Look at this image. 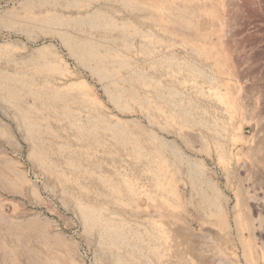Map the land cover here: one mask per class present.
<instances>
[{
	"label": "rangeland",
	"instance_id": "obj_1",
	"mask_svg": "<svg viewBox=\"0 0 264 264\" xmlns=\"http://www.w3.org/2000/svg\"><path fill=\"white\" fill-rule=\"evenodd\" d=\"M58 2H56V4L53 1H50L49 3V0H0V16H7V14L9 15V13L12 12L17 15L15 17L17 22H23L25 20L23 18H25L27 12V16H41V14L44 16L46 14H51L52 12V14H58L59 16L68 19L81 17L88 18L95 15L97 16L99 13L100 15L102 14L103 16L108 17L109 20L115 24V29L112 28L110 30H103L101 28H91L85 25L77 29H71L70 33L78 36H86L90 39H95V41L100 40L103 44H105V46L109 47L110 50L122 52V55L125 54L124 56L129 62V67L122 70L125 73L122 71L119 72V75L117 74L116 77L114 76V79L127 77L129 71L133 68H142V70L149 73L150 76L155 77L154 79L160 82L161 86L166 88L169 86L174 87L176 89V95H178L173 97L176 104L177 102L181 103L183 106H188L187 104H190L191 108H197L195 110H198L197 112H199V115L195 117L197 120H199L202 116L201 118L204 119L205 117V120L208 119L207 122L210 123L209 112H216L219 117V114H221L218 112L220 106L217 104L214 105L215 103L210 101V93L208 94V92L213 91L215 88V90H218L219 88L218 91H225L226 88H229L232 94L237 95L239 105L241 109H244L232 122L234 130L237 128V131H235L238 132L237 134L241 141L238 140L230 155L228 154L230 158H228L226 162H222L217 159L214 149L209 147L210 136L207 138V142L205 140H203V143L200 141L202 139H199V136H205L207 134V132L205 133L204 131L205 127L202 125L199 127L196 126L192 130L186 128V131L184 130L185 128H183L181 131L180 129L182 127L180 126V129L177 127L179 124L176 120L166 119L168 124H165V118L161 117L164 114L158 117L155 120V123L150 124L148 116L146 115L147 113H143V111L135 106H130V111L128 110L127 112L118 110L108 100V97L103 90L104 83L96 82L98 80L94 79L85 67L83 68V66L79 65L77 61L69 55L67 50L60 45L58 40L45 35V31L38 28H31L32 26H30L28 27V33H26L23 31V28L21 31V27L19 26L18 29L17 27L14 29V26L10 27L0 23V73H2L0 75V80L5 77H14V74L17 73L16 75L22 78L21 80L29 82L34 85V87L58 86L59 89H63L72 86L70 94L76 98L83 97L80 98V102L73 101L69 103V108L73 113L72 115L76 117L75 119L77 121L85 123L87 121L86 119L90 116L103 114L105 116V121L108 123L110 122V124L122 123L123 121H126L125 123H122L126 128H129L130 126V128L135 129L134 125L135 123H138V125L146 129L155 130L160 137L165 138L167 141L169 140L168 142L172 141V143L177 146L176 149L177 151L179 150V154L180 156H183V158L180 163L178 162L174 165L169 163L173 165V167L170 166L172 169L177 167L180 172L178 171V175L172 174L173 170L168 169L169 172H172L170 174L173 176H167L168 180L172 181L170 185H168V188H173L174 190L176 189L175 192L177 191L176 193H178V201H176V199L172 202V204L175 205V201L178 202L176 203V206L179 205V209L176 207L177 209H175V214L177 215L178 213L177 216L180 218L179 222L183 224L184 227L188 226L192 229V233H189L192 234L190 237L192 239L190 240H193V250L191 251V254L189 252L186 253V258L196 262V264H216L217 257L215 251L213 250H215L217 245H222L219 242V238L226 236L225 234L228 232L226 230L221 233L222 230L217 227L219 226L217 225L219 219L216 214L221 213V209L225 214L224 219L220 220L221 223H224V220L229 219L228 222H230L231 225L229 231V234L231 233V235H229V239L235 240L236 238V231L234 230V217L240 215L238 217L241 218L242 215V218H244L245 221H250V219L254 220L255 227H257V229L253 232L254 242L257 244L260 243L258 245L263 244L264 246V165L260 167V158L253 159V153L252 151L250 152L251 147L256 145H262L264 150V0H205V6H192L190 9L185 11L186 13L182 14L186 17L185 21L190 20L192 22L191 24L194 25H191L189 30L183 28V30L178 29L176 28V25L171 23L173 20L178 19L177 15H180V11L183 12V10L180 9L182 8L181 0H61ZM172 7L173 9H169ZM24 10L27 11L25 12ZM159 16L163 17V21H161V18L159 19ZM171 17H173L172 21L169 19ZM31 29L33 31H31ZM123 29H126L125 38L127 37L126 41L129 48L123 47L120 41V38L124 34H122ZM136 32L138 34H136ZM127 33H129L130 37ZM48 44H52L54 48L50 46L51 48H47L49 49L47 51L49 52L52 50L55 55V59H51L48 55L49 59L53 60L55 64L60 63V67L63 68L60 70V73L55 71V74H53L54 70L47 71V69L43 67L39 69L40 63L44 58H46V56H44L46 53L42 52V50L48 47ZM143 45H149L148 47H151L150 49L153 50V54L155 53L154 56H151L153 58H157L158 60L159 57L172 56L176 59L175 63L183 65L187 62V64L191 63L192 66L194 65V67L200 70L202 68L201 71L204 75H206L205 77H207V79H204L203 81L200 77H196L194 81V77L193 79L191 77L194 81L192 82L188 73H185L186 71H178L179 73H175V76L177 75L176 77L180 81H177L179 83L178 84L174 79H172V76H174L173 73L176 72V70L165 68L164 66L162 67V65L153 69L151 68L152 66L147 60H153V58L150 56L151 58L145 57V59L144 56L138 52L139 48ZM38 48L42 49L40 50L41 52ZM193 49L204 50L206 55L201 56V54L198 53L196 55V52ZM126 50L127 53L125 52ZM44 51L47 52L46 50ZM193 51L195 54L192 53ZM40 53L44 54L42 55ZM36 61L40 63H37ZM34 66L38 72H36L35 69L33 70ZM215 66H217V68ZM30 70H32V72H30ZM125 70H128L127 74ZM33 71L36 73H33ZM215 72L218 75H216ZM23 74H25L24 77ZM26 74L30 76V80L26 79V77L28 78ZM120 75L123 76L120 77ZM182 79L185 81L182 82ZM214 81H217L218 83ZM219 81H222V84H219ZM79 83H86L85 87L81 89L77 88L80 87ZM223 83L227 87L223 85ZM84 90L86 93L83 92ZM88 91H90V93ZM87 93L92 95L93 98H96V101H98L96 106L95 103L90 100L92 97L90 98L88 96L85 98L88 95ZM207 94L209 95V99H207ZM81 99H87L88 103L86 104L88 105L85 106V102L87 101L85 100L83 102ZM152 101L155 100L153 99ZM169 101L171 100L166 101L167 103L162 102L159 106H161V108L165 111L173 108V106L168 105ZM174 101H172V104ZM155 102L158 103L157 100ZM89 104L94 106L95 111H98L95 113L93 107ZM6 105V103L0 100V180H4V182H0V217L2 218H0V264H35L37 262L42 264V260L46 263L49 256L56 252H65L66 250L71 252L77 259H82L85 264H95V260L97 258L96 247L94 246L95 242L90 240V238L88 239V237L84 235L83 227L78 214L74 209V205H72L73 202L71 198L62 193L60 185L57 184L53 178L45 176L42 170L37 168V166L29 160V144L25 140L24 134L17 127L12 110L9 109L8 105ZM74 110H76L75 112L77 113L73 112ZM92 110L94 113H90ZM203 111H205V113ZM50 120L49 121L51 122L53 128L58 129L63 137H70L69 141L71 140L70 143L72 149L74 148L77 154H79L81 149L79 147L81 143H75L76 140L72 137L73 131L67 127V123L63 121L64 123L61 122L62 124H60L55 121L53 122L52 119ZM170 122H172L171 124L175 123V125H177H169ZM59 124L61 126H59ZM164 125L168 127L166 128ZM60 127L64 128L66 131H61ZM130 128L128 130H132ZM132 131L134 133V130ZM198 131L200 134L199 136L197 134ZM184 136L186 137L184 138ZM57 140L63 141L61 139ZM108 145H105L104 148L107 149ZM235 153L238 154L235 155ZM97 155L102 159L103 172H111L112 166L113 168L116 167L115 169L121 168L120 170L125 169L129 172H131L130 170L134 173L140 172V163H135V159L129 160L125 157L122 151H118L117 155L112 154L110 156H105L99 153H97ZM262 156L264 157V152L260 155V157ZM167 157L168 160L172 161L169 156ZM183 159L186 161L189 160V163L195 162L199 166L190 172L187 166L188 163ZM6 161L7 164L9 163L8 165L4 163ZM58 165L60 166V170L64 172L65 175L69 176L70 172L65 168V166L61 162H59ZM128 165L129 168H127ZM4 171L6 173H4ZM11 171L12 173H9ZM202 173L204 174L201 175ZM92 178L96 179L95 176ZM92 178H89L88 180L84 178L85 180L81 179V181L83 184L89 185L92 189L90 190L91 193L93 192L91 196H94L96 190L94 185H92L95 184L93 183L94 180ZM205 180L208 185L205 183ZM210 182L212 184H210ZM214 186L216 187L215 189L213 188ZM31 190L33 192H31ZM201 192L206 193L208 198L212 201L211 203L215 204L217 207H211V204L208 203L205 204L201 195L199 197V194H202ZM73 193L77 196V194H75L76 192ZM216 195L217 197H215ZM236 195L239 196L235 198ZM213 197L216 200H213ZM236 201L241 203L238 204L240 211L237 209L238 206ZM147 203L149 206L152 205L150 200L147 201ZM203 207L205 209H203ZM237 211L239 212L237 213ZM147 212L150 213V210L147 209L146 212L144 211L143 213L148 214ZM210 212H212V215H210ZM240 212L241 214H239ZM242 218L241 220H243ZM3 219H8L7 222L10 220L12 221L7 224V222H5V220L3 221ZM34 219H36L37 222ZM15 222L20 223L18 224ZM46 232L49 237L47 234L45 235ZM51 234H58L61 237L63 236L65 239L63 237L62 238L67 245V249L65 250L61 247L55 246L56 244L54 243L52 239L53 235ZM14 235L20 236L19 238H16L19 241L15 239L16 236ZM44 236L49 240L45 239ZM23 239L24 241H22ZM25 247H27V249ZM51 248H53L54 251ZM195 249L197 251H195ZM28 252L33 256L28 254ZM30 255L32 258H37V262L36 259H32ZM226 256L229 260H231V262H233V264H246L239 248L230 250ZM196 260L199 261L197 262ZM258 264H264V262L259 260Z\"/></svg>",
	"mask_w": 264,
	"mask_h": 264
},
{
	"label": "bare ground",
	"instance_id": "obj_2",
	"mask_svg": "<svg viewBox=\"0 0 264 264\" xmlns=\"http://www.w3.org/2000/svg\"><path fill=\"white\" fill-rule=\"evenodd\" d=\"M50 1H53L56 3V2L61 1V0H49V3H50ZM39 2H41V1H39ZM42 2H44V1H42ZM181 2H182L181 3L182 8H180V9L183 10V12L180 11V15L178 14L180 17L177 15V17H178V19L176 17L177 20H173L172 19L173 17H171L169 19H171V21L173 20L172 22L171 21L170 22L172 24L176 25V28H178V29L183 28V29L189 30V28H191L190 26L191 25L194 26V25L191 24L192 22L190 20L185 21L186 17H184L182 14L186 13L185 11L190 9V7H192V6L193 7L194 6L201 7V6H205L206 3H205V0H181ZM169 9H173V7L169 8ZM31 13H32V11H31ZM27 15H28V12H27L25 18H23V19H25L23 22L22 21L17 22V19L15 18L17 15L10 12L9 15L8 14H7V16L4 15L5 17L0 16V23L3 25H6V26L8 25L10 27L14 26V29H15V27H17V29H18V26H19V27H21L20 30L23 28L24 29L23 31H25L26 33H28V27L32 26L31 28H38L40 30H43V31H45L44 32L45 35H47L53 39L58 40L60 45L67 50L69 55L72 58H74L79 65L83 66V68L85 67L94 79L98 80L96 82H103L104 83V86H103L104 89L103 90H104L105 94L107 95L108 100L118 110L127 112L128 110L130 111V109H129L130 106H135V107L139 108L141 111H143V113H147L146 115L148 116L150 124L155 123V120L158 117H160L162 114H164L161 117L165 118V121H166V119L176 120L179 124V126H177V127L178 128L180 126L182 127V128L180 127L181 129L179 128L181 131L183 130V128H185L184 130L186 131V128L192 130L194 127H196V126L199 127L200 125H202L205 127L204 131H205V133L207 132V134L205 136L204 135L201 136L199 134V131H200L199 130L197 134H198V136L200 135L199 139H202L200 141L203 143V140L206 141L207 138H209V136H210V138H209L210 139V146L209 147H212L214 149V151L217 155V159L219 161H222V162L223 161L226 162V160L228 158H230L228 156V154L230 155V153L234 149V145L237 143V141L238 140L241 141L240 138L238 137V134H237L238 132H236L237 128L235 127L236 128L235 129L236 131H235L233 128L234 125H232L233 124L232 122L235 120V118L239 114H241L242 110H244V109H241L237 95L232 94L231 91L229 90V88H226L225 91H218L219 88H218V90H215L216 88L214 86L216 84L214 82H217V81H214L213 83L215 85L213 84L214 85L213 87L215 89H213V91H211V92H208V94L210 93L209 94L210 95V101H212V103L214 102L215 103L214 105L217 104L220 106L218 112H220L221 114H219L220 116L218 117L216 112H214V113L212 112L213 114L209 112L210 123L207 122L208 119L205 120V117H204V119L201 118L202 116L200 117L199 120H197L195 118L197 115H199V112H197L198 110L195 111L197 108L196 109L195 108L193 109V107L191 108L190 104H187L188 106H186V105L183 106V105H181V103H178V102L176 104V101H174V98H173L177 94L176 89L174 87L169 86V85H168L169 87H167V88L161 86L160 82H158L154 79L155 77L150 76L149 73H146L145 71H143L142 68L140 69V68L131 67L133 69H131L129 71L127 77L114 79V76L116 77L119 72H121L123 69H126L129 67V62H128V60L125 59V56H124L125 54L122 55L121 54L122 52L110 50V48L105 46V44H103L100 40L95 41V39L93 40V39H90L86 36H78V35H74V34L70 33L71 29H77V28H80V27L85 26V25L88 27H91V28H101L103 30H110L112 28L115 29L114 28L115 24H113L109 20L108 17L103 16L102 14L100 15V13L97 16L95 15L93 17L92 16L88 17V18L81 17V18H76V19H70V18L68 19V18L59 16L58 14L57 15L54 13L52 14V12H51V14H46L44 16L42 14H41V16H30V15L27 16ZM165 16H166V14H165ZM186 16H188V15H186ZM160 18L162 19L163 17L159 16V19ZM169 19H168V22H169ZM161 21H163V19ZM159 25H160V23H159ZM123 30H122V34L123 33L124 34L120 38V41H121V44L123 45V47L129 48V45L127 44V41H126L127 37L125 38V36H126L125 30L126 29L124 31ZM31 31H33V30L31 29ZM127 34L129 36V33H127ZM133 34H135V33H133ZM136 34H138V33L136 32ZM158 41L160 42L159 39H158ZM106 42H104V43H106ZM110 44H112V43H110ZM50 46L53 47L52 44H48V47H46L44 50H46V51L49 50L47 48H49ZM148 46L143 45L138 50V52L141 55H143L144 58L145 57L151 58L155 54V53L153 54V52H152L153 50L150 49L151 47L149 48ZM2 48H3V46H2ZM153 49H154V47H153ZM40 50H42V49H39V51ZM44 50H42V52L46 53V55H44V56H46V58H44L41 63L36 61L37 63H40L39 69L41 67H43V68L47 69V71H53L54 70L53 74H55V71L60 73L61 72L60 70H62L63 68L60 67L61 66V65H59L60 63L55 64L54 61L51 60V59H55V57H54L55 55L53 54L52 50L49 52L47 51L48 53L45 52ZM193 50L196 52V55H197V53L201 54V56L206 55L204 50H200V49L199 50L193 49ZM194 51L192 52L193 54H195ZM125 52L127 53V50ZM40 54H42V53H40ZM48 55L50 56L51 59H49ZM198 56H200V55H198ZM41 58H39V59H41ZM175 60L176 59L173 58L172 56H167V57H161V58L159 57V60L154 57L153 60L148 59L147 61H149V64L152 66V67L151 66L150 67L152 69L155 67H160L162 65V67L164 66L165 68L176 70V72L173 73L174 76H172L173 77L172 79H174L175 82H177V81L180 82L176 77L177 75L175 76V73H179L182 71H186L185 73H188V75L190 76V79H191V77H192V79L194 77V81H195L196 77H200L201 79H203V81H204V79H207V77H205L206 75H204V73L201 71L202 70L201 67H200L201 68V70H200V69L194 67V65L192 66L191 63L187 64V62H186V64L180 65L178 63H175L176 62ZM28 61H29V59H28ZM30 62H31V59H30ZM34 64H35V62H34ZM36 67H38V66H36ZM215 67L217 68V66H215ZM31 68H32V66H31ZM34 69L36 70V72H38V70L35 68V66L33 67V70ZM127 71H126V74H127ZM30 72H32V70H30ZM36 72L33 71V73H36ZM167 72H168V69H167ZM39 73H40V70H39ZM49 73H51V72H49ZM49 73H47V74H49ZM123 73H125V72H123ZM1 74L2 73H0V75ZM16 74L17 73L14 74V77L11 76L10 78L9 77L1 78V80H0V100H2L4 103H6L9 107V109L12 110L14 117H15V120H16V123H17V127L24 134V138L29 144V151H28L29 160H31L37 166V168L42 170V172L45 176H47L48 178H53L57 182V184L60 185L62 193L64 195L65 194L68 195L71 198V200L73 202L72 205H74V209L77 212L79 220H80L81 225L83 227L84 235L86 237H88V239L90 238V240H93L95 242L94 246L96 247V252H97V258L95 260V264H196V262L186 258V256H185L187 252H189L191 254V251L193 250V244H192L193 240L192 241L190 240V239H192V238H190L192 235V234H190V233H192L191 232L192 229H190L188 226L184 227L183 224H181L179 222L180 218L177 216L178 213H177V215L175 214V212H176L175 209H177L179 207V205L176 206L177 205L176 203H178V202H176V201H178V199H177L178 193H176L177 191L175 192L176 189L174 190L173 188H168V185H170V183L172 181L168 180L167 176L171 175V177H173L172 174H177L179 171V169L177 167L172 169L170 166L173 167V165L175 163L182 162V158H183V156H180L179 150L177 151V149H176L177 146H175L172 143V141L168 142L169 140L167 141L165 138L160 137L155 130L146 129V128L138 125V123L137 124L135 123V125H134L135 129L130 128V126L128 125L130 129L134 130V133L132 130H128L129 128H126L122 124L124 121L122 123L110 124V122L108 123L107 121H105V116L103 114H98V115L95 114V115L90 116V117L88 116L89 118L86 119L87 121L85 123H83V122L81 123L75 119L76 117H74L72 115L73 113H72L71 109L69 108L70 102H73V101L74 102H80V98H83V97L76 98V97H73L72 94H70V90L72 91V89H71L72 86L71 87L69 86V88L66 87L67 89L66 88L59 89L58 86H56L57 88L56 87H39V86L37 87L36 85H35L36 87H34V85L30 84L29 82L21 80L22 78H20ZM215 74H216V72H215ZM7 75H10V74H7ZM11 75H13V74H11ZM216 75H218V74H216ZM24 76H25V74H23V77ZM121 76H123V75H120V77ZM29 77L30 76H28V78L26 77V79L30 80ZM181 81L183 82L185 80L182 79ZM194 81L192 80V82H194ZM206 81H208V80H206ZM221 82L219 84H222ZM31 83H33V82H31ZM210 83H211V80H210ZM85 84L86 83H82V84L79 83L80 87H77L76 85L75 86L77 88L81 89V88L85 87ZM39 85H41V84H39ZM223 85H225V84L223 83ZM211 88H212V85H211ZM196 89L199 90L198 88H196ZM83 92L86 93L85 90ZM88 92L90 93V91H88ZM89 93H87L88 95L86 94L87 96L85 98H87L88 96L90 98L92 97V95H89ZM194 93H196V92H194ZM81 95H83V94H81ZM209 95H208V98L206 97L207 99H209ZM77 96H79V95H77ZM176 96H178V95H176ZM203 96H205V95H203ZM92 98L90 100L93 103H95V106H96V103L98 104V101H96L95 97H94L95 99L94 98L92 99ZM185 98H187V97H185ZM153 99L155 101L157 100L158 103H156L155 101H152ZM85 100L87 101V99H85ZM85 100L81 99V101H83V102ZM168 100H171V101H169L170 104L168 103V105L173 106V108L167 109L165 111L163 108H161V106H159V104L162 102L167 103L166 101H168ZM182 100H183V98H182ZM172 101H174L173 104H172ZM86 103H88V101L85 102V106L88 105ZM71 105H73V104H71ZM90 106L93 107V109H94V106H92V105H90ZM85 108H87V107H85ZM75 111L76 110H74L73 112H75ZM83 111H84V107H83ZM97 111H95V109H94L95 113ZM205 111H203V112L205 113ZM91 112H93V110L90 111V113ZM75 113H77V112H75ZM50 119H52L53 122L55 121V122L60 123V124H62L61 122H63V121L67 123L66 124L67 127L73 131L72 137L74 140H76L75 143L76 142L81 143V145L79 147V148H81L79 151V154H77V152L74 148H73L74 150L72 149V146L70 143L71 140L69 141L70 137L69 136L63 137L58 129L53 128V126L50 122L51 121ZM133 122H130V123H133ZM135 122H136V120H135ZM171 123L172 122H170L169 125ZM60 124H59V126H61ZM165 124H168V122L166 121ZM173 124L175 125V123H173ZM173 124H171V125H173ZM164 127L167 128L168 126L164 125ZM159 128H160V126H159ZM60 130L63 132L66 131L64 128H61ZM163 132H166V131H163ZM201 132H202V130H201ZM202 134H203V132H202ZM185 137L186 136H184V138ZM187 138H188V136H187ZM57 139H61L63 141H60ZM184 141L187 142L186 140H184ZM204 144H205V142H204ZM105 145H108L107 149L104 148ZM252 147L250 149V152L252 151V153H253L252 158L253 159H259L260 158L259 164H260V167H262V165H264V157L263 156L260 157V155L264 152L263 146L262 145H256L253 148ZM76 149H77V147H76ZM118 151H122L123 154L125 155V157L128 158L129 160L135 159V163L136 162H138L137 164L140 163V167H141L140 172L134 173V172H132V170H130L131 172H129L128 170H125V169L120 170L121 168L115 169L116 167L113 168V166L111 168L112 169L111 172H103L102 171V164H103L102 159L98 157L97 153H99L101 155L103 154L105 156H110L112 154L117 155ZM237 154L238 153H235V155H237ZM167 156H169L172 161L168 160ZM250 158H251V156H250ZM183 160H185V159H183ZM255 161H257V160H255ZM59 162H61L65 166V168L70 172L69 176L65 175V173L60 170V166L58 165ZM186 162L188 163L187 166H188V169L190 172L193 171L194 168L199 166L195 162L189 163V160H187ZM4 163L7 164V161ZM133 163H134V161H133ZM169 163H172L173 165H171ZM221 165H222V163H221ZM81 166L83 167V169ZM258 166H256V167H258ZM127 168H129V165ZM185 168H187V167H185ZM168 169L173 170V173L169 172ZM9 170H10V168H9ZM197 170H198V168H197ZM12 171L9 173H12ZM4 173H6V172L4 171ZM18 173H19V171H18ZM170 173H172V174H170ZM2 174H3V172H2ZM203 174L204 173H202L201 175H203ZM14 175H16V174H14ZM94 176L96 177V179L92 178ZM184 176H186V175H184ZM198 176L201 179L199 174H198ZM190 177H192V176H190ZM84 178H86L87 180L89 178H92L94 180V181L91 180V181H93V183H95V184H92V185H94L95 190H96L94 193V196H91V194L93 192L91 193L90 190H92V189L89 187V185L82 183L81 179L85 180ZM187 179H188V176H187ZM200 181H202V180H200ZM0 182H4V180H2V181L0 180ZM24 182H26V181H24ZM21 183H22V181H21ZM191 183H192V180H191ZM205 183H206V180H205ZM203 184H204V182H203ZM210 184H212V183L210 182ZM198 186H200V185H198ZM209 186H211V185H209ZM192 188H194V187H192ZM198 188H200V187H198ZM213 188L215 189L216 187L214 186ZM203 191H205V190H203ZM31 192H33V191L31 190ZM73 192H76L75 194H77V196L74 195ZM215 193H216V191H215ZM218 193H220V192H218ZM196 195H197V193H196ZM200 195H201V198L203 199V201H205V204L208 203V204H211L210 205L211 207H213V206L217 207L215 204L211 203L212 201L208 198V195L206 193L199 194V197H200ZM238 196L236 195L235 198H237ZM91 197H94V198H91ZM215 197H217V195ZM214 199L215 198L213 197V200ZM149 200L152 202V205H150V206L147 203V201H149ZM174 200H176L175 205L172 204V202H174ZM215 203H217V202H215ZM236 203L238 206L237 209L239 210L238 204H241V203H239L238 201H236ZM204 207H203V209H205ZM147 209L150 210V213L147 212L148 214H144L143 212L144 211L146 212ZM239 211H237V213ZM223 212L224 211L221 209V213L216 214L218 216V219H219V222H217V225L220 226V227L219 226H217V227L222 230V232L220 231L221 233H223V231H226V230L228 232H227V234H225L226 236L219 238V242L222 245H217L215 247V250H213V251H215L216 257H217L216 258L217 260L215 259L217 261L216 264H233V262H231V260H229L226 255L230 250H235L238 248L244 257L246 264H258L259 260L264 262V246H263V244L258 245L260 243L257 244L256 242H254L253 232L257 229V227H255L254 220L250 219V221H247V220L245 221L244 218H242V215H241V218L243 220H241V218L238 217L240 215H237L236 217H234V226H235L234 230L236 231V233H235L236 238H235V240L234 239L231 240V239H229V235H231V233L229 234V231L231 228L230 222H228L229 219L224 220L223 221L224 223H221V221H220V220L224 219V217H225V214ZM239 214H241V212ZM210 215H212V212H210ZM208 217H209V215H208ZM1 219H0V221H1ZM4 220H5V222H7L8 219L7 220L3 219V221ZM34 220L36 221V219H34ZM10 221H12V220H10ZM10 221H8V222H10ZM31 221H32V219H31ZM8 222H7V224H8ZM15 223L19 224L20 222H15ZM24 223H25V221H24ZM29 224L32 225L31 223H29ZM33 224H34V222H33ZM8 226H11V225H8ZM41 226H42V224H41ZM41 231H42V229H41ZM13 232H16V231H13ZM31 232H33V231H31ZM36 232H37V230H36ZM17 233H18V231H17ZM49 233H51V232H49ZM53 233H56V232H53ZM42 234H43V232H42ZM46 234L48 236L47 232L45 233V235ZM19 235L18 236L14 235V236H16L15 239L17 237L19 238L20 236H22V235H20V236ZM51 235H53V234H51ZM44 237H43V240H44ZM62 237L58 234H54L52 239H53L54 243L56 244L55 246L61 247V248L66 250L67 245L63 240L64 237L63 238ZM45 239H47V238L45 237ZM47 240H49V239H47ZM17 241H19V240H17ZM22 241H24V239ZM70 243H68V244H70ZM25 248L27 249V247H25ZM61 248H60V250H61ZM26 249H24V250H26ZM51 249H53V248H51ZM53 251H54V249H53ZM195 251H197V250L195 249ZM28 254H31V253L28 252ZM31 255H30V257L32 258L33 255L32 256ZM33 258L36 259V262H37L38 259L35 257H33ZM195 258L197 259L196 256H195ZM47 259H46L47 260L46 263H44V260H42L43 261L42 264H85V262L82 261V259H77L68 250H66L65 252H56L53 255L49 256V258H47ZM33 263H35V262H33ZM38 263L39 262H37L35 264H38ZM39 264H41V263H39Z\"/></svg>",
	"mask_w": 264,
	"mask_h": 264
}]
</instances>
